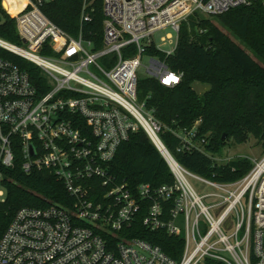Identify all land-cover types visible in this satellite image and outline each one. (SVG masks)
Listing matches in <instances>:
<instances>
[{
    "label": "built area",
    "instance_id": "2783aa9c",
    "mask_svg": "<svg viewBox=\"0 0 264 264\" xmlns=\"http://www.w3.org/2000/svg\"><path fill=\"white\" fill-rule=\"evenodd\" d=\"M51 1L0 0L21 41L0 37V48L33 63L42 75L34 82L26 70L0 58V165L13 166L19 148L22 171H47L68 198L17 209L0 235V264H264L261 160L233 181L192 173L173 158L159 138V122L137 98L143 55L149 58L146 77L173 87L181 73L149 50L171 54L190 15L216 16L249 0H100V46L81 30L73 37L48 19L42 6ZM90 4L83 1V21L89 20ZM166 28L174 32L166 35L173 45L168 51L153 39ZM198 123L174 131L177 151H204ZM138 128L170 160L172 183L131 186L111 173L118 147ZM186 175L212 191L195 190ZM2 179L0 173V184ZM5 197L0 189V203ZM227 218L230 231L223 228ZM136 220L151 231L179 237L178 257L133 236Z\"/></svg>",
    "mask_w": 264,
    "mask_h": 264
},
{
    "label": "trees",
    "instance_id": "16d2710c",
    "mask_svg": "<svg viewBox=\"0 0 264 264\" xmlns=\"http://www.w3.org/2000/svg\"><path fill=\"white\" fill-rule=\"evenodd\" d=\"M83 1L52 0L42 6V11L71 36L76 37L81 30L86 39H94L100 46L101 1L87 0L91 2L86 10L88 21L81 18ZM212 19L221 22L244 47L214 25ZM0 37L21 45L14 19L3 13L2 8ZM149 53L164 58L171 70L181 73L180 82L173 87H166L152 77L137 80V98L159 122V138L173 158L204 178L233 181L244 176L251 168L247 160L217 164L209 154L219 155L228 143L241 144L248 137L264 149V0H249L247 5L216 16L195 12L181 23L171 54L164 55L154 49ZM0 58L26 70L34 82L42 77L36 65L12 52L0 48ZM195 82L207 84L208 88L198 94L193 88ZM196 121H199L196 136L203 139L204 151H177L179 139L174 131L190 129ZM14 152L13 166L0 165L6 196L0 203V235L20 207H43L68 198L62 183L47 171L24 173L20 149L15 148ZM110 171L131 186L150 183L156 187L174 180L167 162L142 128L130 133L118 147L110 162ZM132 228L133 236L158 245L173 258L178 257L179 237L169 236L162 229L151 231L141 220H136Z\"/></svg>",
    "mask_w": 264,
    "mask_h": 264
},
{
    "label": "rangeland",
    "instance_id": "374dc122",
    "mask_svg": "<svg viewBox=\"0 0 264 264\" xmlns=\"http://www.w3.org/2000/svg\"><path fill=\"white\" fill-rule=\"evenodd\" d=\"M4 4L7 6L6 2ZM10 10H12V9H10ZM212 22L220 30H222L224 33L228 34L232 39H234L236 42H238L241 46L244 47V43H242L235 35L230 33L229 30L221 22L216 21L214 19H212ZM167 34L174 35V32L172 31V29L166 28L164 30L158 31L153 36V39L155 40L156 44H158L160 46V48L164 51L171 50L173 47V45L170 44V41H168V39H166ZM173 40H174V36L171 39V41H173ZM249 52L251 55L254 56V54L251 51H249ZM148 60H149V58L146 55H143L141 57L142 66H140L136 72L138 78L146 77V71H145L144 65H147ZM193 88L195 89V91L198 94H201L203 91H205L208 88V85L195 82V83H193ZM142 113L146 117L149 115V112H147L146 110H144ZM216 158H218V160H220V161L222 160L223 162L231 161V160H235V159H244L250 163L251 168H252L254 165V162H258L264 158V149L261 147V145L259 143H257V141L254 138L248 137L241 144L228 143L226 146H224L221 149L220 154L216 155ZM186 178H187L189 184L195 190L200 191L201 193H207V192L212 191V189L207 187L205 184H203L201 181L197 180L196 178L189 176V175H186ZM0 189H4L1 184H0ZM209 201H210V199H206V202H209ZM231 226H232L231 220H230V218H227V220L223 224V228L226 227L227 231H230Z\"/></svg>",
    "mask_w": 264,
    "mask_h": 264
},
{
    "label": "bare ground",
    "instance_id": "6f19581e",
    "mask_svg": "<svg viewBox=\"0 0 264 264\" xmlns=\"http://www.w3.org/2000/svg\"><path fill=\"white\" fill-rule=\"evenodd\" d=\"M141 123L144 126V128L147 131L150 132L149 125L146 122H144L142 119H141ZM152 137H153V140L160 146V143L158 142V140L156 139V137L154 135H152ZM263 168H264V158L261 160V164H260V169L262 170Z\"/></svg>",
    "mask_w": 264,
    "mask_h": 264
},
{
    "label": "water",
    "instance_id": "95a60500",
    "mask_svg": "<svg viewBox=\"0 0 264 264\" xmlns=\"http://www.w3.org/2000/svg\"><path fill=\"white\" fill-rule=\"evenodd\" d=\"M223 137H224V135L222 136V138ZM154 145L157 147V145L155 143H154ZM161 155L164 158V160L167 162V164L170 166V164H171L170 160L167 157H165L162 153H161ZM171 160L174 161L173 158H171Z\"/></svg>",
    "mask_w": 264,
    "mask_h": 264
},
{
    "label": "snow or ice",
    "instance_id": "6c2138e0",
    "mask_svg": "<svg viewBox=\"0 0 264 264\" xmlns=\"http://www.w3.org/2000/svg\"><path fill=\"white\" fill-rule=\"evenodd\" d=\"M175 79L174 77H170L169 80ZM167 82V81H166Z\"/></svg>",
    "mask_w": 264,
    "mask_h": 264
}]
</instances>
